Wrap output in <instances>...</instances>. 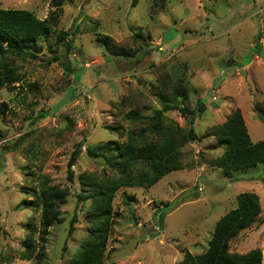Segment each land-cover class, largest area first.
<instances>
[{
  "label": "rangeland",
  "instance_id": "1",
  "mask_svg": "<svg viewBox=\"0 0 264 264\" xmlns=\"http://www.w3.org/2000/svg\"><path fill=\"white\" fill-rule=\"evenodd\" d=\"M132 2L63 0L40 55L50 58L58 49L60 31H69L71 48L59 49L55 62L10 56L21 78L13 90L0 88V102L10 108L0 118V264L35 263L19 255L29 218L40 220L33 191L41 177L70 193L59 208L61 222L48 230L43 263L68 264L88 230V203H76L77 177L106 171L85 149L124 141L127 116L137 112L146 122L161 108L159 95L176 87L187 93L188 109L204 105L191 125L198 139L179 149L180 169L147 189L116 192L104 263L183 264L185 252H204L217 220L236 206L238 194L249 192L257 195L260 214L228 250L258 249L264 264V164L225 177L212 165L223 148L208 135L238 110L250 140H264V0ZM0 8L27 10L41 20L58 11L53 0H0ZM96 32L135 53L110 54ZM138 32L143 39L137 43ZM164 116L178 128L189 127L177 109ZM76 147L81 153L70 182L66 164Z\"/></svg>",
  "mask_w": 264,
  "mask_h": 264
},
{
  "label": "trees",
  "instance_id": "2",
  "mask_svg": "<svg viewBox=\"0 0 264 264\" xmlns=\"http://www.w3.org/2000/svg\"><path fill=\"white\" fill-rule=\"evenodd\" d=\"M63 0H53L58 11H53L48 18L38 19L32 12L19 9L0 8V88L3 86L13 90L12 84L21 76L16 73L10 56L28 59H41L43 40L54 32L57 16L61 12ZM133 0L132 4H134ZM107 52L114 56L130 57L135 51L116 45L113 40L95 33ZM69 31H60L56 35L55 44L58 49L52 56L46 57L48 62L60 59L59 49L69 50L71 40ZM135 41L142 40L138 32L133 36ZM38 42V44H37ZM40 43V44H39ZM138 43V42H137ZM257 47V45H256ZM73 73L71 65L67 67ZM187 93L176 87L169 96L159 95L160 109L145 118L137 112H131L127 120L131 126L122 132L125 140L106 142L94 148H86L89 158L100 160L106 171L100 177L96 173H82L77 177L79 191L75 194L76 203H88L85 218L88 223L87 235L81 242L68 264H105L104 256L109 234L112 229L113 199L121 188H144L153 186L166 174L181 168L179 149L186 142L198 139L191 125L197 114L204 111L201 102L190 110L186 107ZM177 109L187 119L189 125L185 131L167 120L165 112ZM5 102H0V118L9 112ZM257 112L262 113L260 110ZM262 116V115H260ZM146 123V124H145ZM145 124V125H144ZM208 135L214 137L216 144L223 148V153L212 160V165L225 177L264 164V140L253 143L247 132L241 112H233L223 124L213 126ZM81 151L76 147L70 154L66 164V178L73 182L75 165ZM139 165L140 167H135ZM38 191H33L34 205L40 208V220L36 224L32 217L27 222L25 239L19 258L22 261L35 260L34 264H44L45 246L49 228L61 222L59 208L66 203L68 188L50 185L46 177H41ZM260 214V203L257 195L244 192L236 196V206L224 214L214 225L213 233L207 247L199 255L185 252L183 264H261L262 257L258 249L246 254L231 253L229 241L239 232L251 226ZM158 216L157 222L162 221ZM75 215L69 223L68 235L72 233ZM37 236V237H35ZM64 248V247H63Z\"/></svg>",
  "mask_w": 264,
  "mask_h": 264
}]
</instances>
